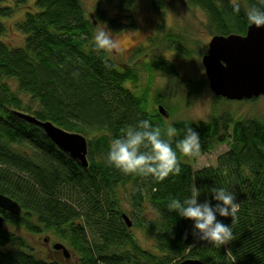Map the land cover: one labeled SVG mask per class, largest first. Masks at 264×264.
Masks as SVG:
<instances>
[{
	"label": "trees",
	"instance_id": "obj_1",
	"mask_svg": "<svg viewBox=\"0 0 264 264\" xmlns=\"http://www.w3.org/2000/svg\"><path fill=\"white\" fill-rule=\"evenodd\" d=\"M135 1L97 0L99 21L113 33L135 26L122 23ZM103 2L113 4L119 16L112 19L98 11ZM188 2L204 10L213 33L223 36L245 35L250 25L245 11L260 5V0H237L240 10L233 12L232 0ZM152 5L162 8L160 0ZM10 31L20 35L21 45L3 41ZM94 31L81 0H0V193L22 208L19 216L0 210L4 223L46 237L54 232L68 244L70 255H77L78 264H178L185 258L206 264H264V118L238 119L228 109L217 110L209 122L175 123L178 136L171 139L160 115L151 116L148 91L139 95L126 87L138 82L134 68L120 70L109 52L93 50ZM163 36L172 45L182 43L178 32ZM106 62L111 67H105ZM157 64H147L148 70L154 67L179 77L162 59L157 58ZM4 80H15L18 91L37 108L25 103ZM207 86L205 77L189 80L188 96L197 97ZM216 102L232 103L221 97ZM17 112L85 136L89 166L83 168L42 128ZM140 119L161 129L162 139L176 152L179 171L158 179L124 174L105 162L111 139ZM188 127L199 133L195 156L176 147ZM221 144H229V150L215 167L194 170L184 161L196 160ZM193 185L200 189V202L210 199L212 187L235 194L239 207L234 222L231 217H217L232 229L226 244L194 238L191 222L169 208L171 200L186 198ZM127 186L133 187L134 207H140L131 228L142 231L148 248L123 220L126 213L119 192ZM0 264L65 262L38 257L24 237L3 226Z\"/></svg>",
	"mask_w": 264,
	"mask_h": 264
},
{
	"label": "rangeland",
	"instance_id": "obj_2",
	"mask_svg": "<svg viewBox=\"0 0 264 264\" xmlns=\"http://www.w3.org/2000/svg\"><path fill=\"white\" fill-rule=\"evenodd\" d=\"M81 1L88 17L94 21L95 30L103 28L119 42L122 50L109 52L117 68L120 70L134 68L138 75V82H129L126 87L139 95L142 91H148V109L151 116L159 114V104L169 112L168 118L159 114L166 129L180 122H209L217 110L222 112L225 109H228L234 118L238 119L264 118V97L245 101H231L232 103L223 102L218 105L217 96L210 90L209 86L204 87L195 98L188 96V81L205 77L202 58L207 54L208 44L215 35L210 28L206 12L200 7L191 5L188 0H160L162 8H156L152 5L154 0H136L134 8L126 14L130 17L122 19L123 24L131 26L133 23L135 26L125 27L123 30L113 33L107 27L106 22H100L98 19L96 6L99 2L97 0ZM98 8V11L104 12L108 18L115 19L119 16L113 4L103 2ZM15 18L9 22H13ZM170 32L180 33L182 43L172 45L167 41L164 42L163 35ZM2 39L14 47L21 45L22 42V38L16 31L7 32ZM157 58L168 64L179 74V77L170 76L154 67L153 71L150 72L147 64L158 65ZM4 82L25 103L37 108V104L31 102L29 96L18 91L15 80H4ZM177 136L178 134L175 133L170 138L175 139ZM228 150L229 144H221L202 154L196 160L186 158L184 161L190 163L194 170L215 167L217 159ZM132 188V186H127L125 189L121 188L119 196L122 197V210L130 220L134 221L140 207H134L131 198ZM4 227L24 237L38 257H46L50 260L46 253V246L42 242V239L46 237L45 233L30 234L21 228L7 224V222L4 223ZM131 231L140 241L142 247H149L150 242L145 239L142 231L135 228H131ZM48 233L53 240L69 249L68 244L57 237L54 232L49 231ZM65 264H78L77 255L73 253L70 261L65 262Z\"/></svg>",
	"mask_w": 264,
	"mask_h": 264
},
{
	"label": "clouds",
	"instance_id": "obj_3",
	"mask_svg": "<svg viewBox=\"0 0 264 264\" xmlns=\"http://www.w3.org/2000/svg\"><path fill=\"white\" fill-rule=\"evenodd\" d=\"M232 10H240L237 0H233ZM245 17L250 25L256 28L264 27V0H260L259 6L248 7ZM92 41L93 50L97 52L122 50L119 42L103 28L94 31ZM105 67L111 65L106 62ZM175 131V128L168 127L166 134L172 136ZM176 147L186 156L197 155L200 149L199 133L188 127ZM105 162L124 174L139 173L158 179L179 171L176 152L167 140L162 139L161 129L148 119H140L135 124L126 126L120 135L111 139ZM209 192L210 199L206 197L200 202V189L193 185L186 198L171 200L169 208L179 217L191 222V235L194 238L219 245L226 244L232 237V229L217 217H231L233 223L239 205L235 194L225 187H212Z\"/></svg>",
	"mask_w": 264,
	"mask_h": 264
},
{
	"label": "water",
	"instance_id": "obj_4",
	"mask_svg": "<svg viewBox=\"0 0 264 264\" xmlns=\"http://www.w3.org/2000/svg\"><path fill=\"white\" fill-rule=\"evenodd\" d=\"M204 73L210 90L217 97L229 101H245L264 97V27L249 25L245 35H214L208 44L207 54L202 58ZM159 114L165 118L169 112L158 107ZM28 123L43 129L45 135L63 152L78 162L83 168L89 166L88 140L85 136L68 132L50 121H41L30 114L17 112ZM0 210L19 216L22 208L18 202L0 193ZM126 225L131 228L132 221L122 215ZM4 217L0 215V229ZM56 250H63L66 258L68 249L60 243L54 244ZM178 264H206L199 259L185 258Z\"/></svg>",
	"mask_w": 264,
	"mask_h": 264
},
{
	"label": "flooded vegetation",
	"instance_id": "obj_5",
	"mask_svg": "<svg viewBox=\"0 0 264 264\" xmlns=\"http://www.w3.org/2000/svg\"><path fill=\"white\" fill-rule=\"evenodd\" d=\"M205 78H206V76H205ZM159 106H162V105L159 104L158 107ZM42 242L46 246V253H47V255H49V258L51 260H57V261L67 262V261H70V259L72 258V253H71V255H70L69 259H68V258H66L64 256V253H63V250L62 249L56 250L54 248V244H56L58 242L55 241V240H53L52 237H51V235H48L47 237L43 238L42 239Z\"/></svg>",
	"mask_w": 264,
	"mask_h": 264
}]
</instances>
